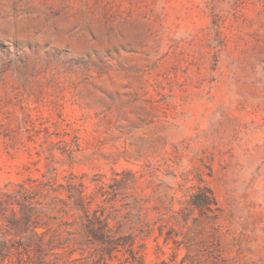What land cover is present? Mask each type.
I'll return each instance as SVG.
<instances>
[{
    "label": "rangeland",
    "instance_id": "1",
    "mask_svg": "<svg viewBox=\"0 0 264 264\" xmlns=\"http://www.w3.org/2000/svg\"><path fill=\"white\" fill-rule=\"evenodd\" d=\"M0 264H264V0H0Z\"/></svg>",
    "mask_w": 264,
    "mask_h": 264
}]
</instances>
